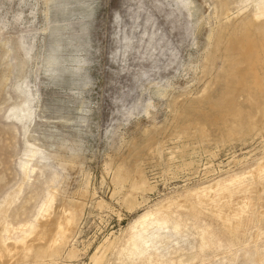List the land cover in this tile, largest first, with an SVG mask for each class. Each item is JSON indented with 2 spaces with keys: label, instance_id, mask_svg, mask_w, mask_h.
<instances>
[{
  "label": "rangeland",
  "instance_id": "obj_1",
  "mask_svg": "<svg viewBox=\"0 0 264 264\" xmlns=\"http://www.w3.org/2000/svg\"><path fill=\"white\" fill-rule=\"evenodd\" d=\"M219 10L0 0V264H264V99L227 78ZM53 193L80 217L39 256Z\"/></svg>",
  "mask_w": 264,
  "mask_h": 264
},
{
  "label": "bare ground",
  "instance_id": "obj_2",
  "mask_svg": "<svg viewBox=\"0 0 264 264\" xmlns=\"http://www.w3.org/2000/svg\"><path fill=\"white\" fill-rule=\"evenodd\" d=\"M233 2L238 11L231 16L230 6ZM217 6L220 9V13L225 15L226 21L218 27L217 36L214 41V52L215 54H224V56L227 57L225 61L226 76L233 82V85L234 83L236 86L254 84L255 91L248 93L246 98L249 101L259 103V101L264 99V93L262 91V89L264 90V0H217ZM237 43H239V45L241 44L239 52L243 53V56H238L239 52L234 50L235 44ZM241 65H244V67H239ZM237 67H239L238 71L240 72L239 78H235V70ZM215 78L218 79L219 77ZM235 87L233 90L227 89L224 92L225 96L229 98L237 96V90ZM230 116V124L232 126H237L239 123L237 122V118H241L244 115L239 111L230 114ZM247 118V121L250 120L248 122H252L254 116L252 113H249ZM244 121L246 120L244 119ZM201 132L204 133L203 128L201 129ZM56 198L57 197L54 193L51 194L49 199H47V202L42 206L40 222L38 223L39 227H37L38 229L36 230L37 232L36 234L32 233L35 236L26 244V247L30 250L36 249L39 256L47 255L54 249V247H57L55 245L57 238L54 234L56 229L61 230L66 236L80 217L81 206L79 204L62 203V207L57 210L54 205ZM141 224L143 226L144 223ZM146 224H144V227ZM52 240L54 243L49 244ZM2 248L0 247V260L5 258V250L2 251ZM14 256L16 255L14 254Z\"/></svg>",
  "mask_w": 264,
  "mask_h": 264
}]
</instances>
